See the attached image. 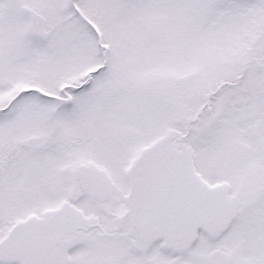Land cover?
I'll return each instance as SVG.
<instances>
[{
    "label": "snow or ice",
    "instance_id": "1",
    "mask_svg": "<svg viewBox=\"0 0 264 264\" xmlns=\"http://www.w3.org/2000/svg\"><path fill=\"white\" fill-rule=\"evenodd\" d=\"M0 264H264V0H0Z\"/></svg>",
    "mask_w": 264,
    "mask_h": 264
}]
</instances>
